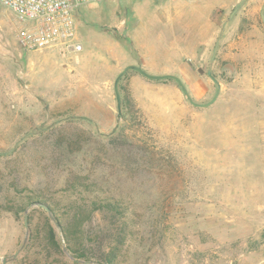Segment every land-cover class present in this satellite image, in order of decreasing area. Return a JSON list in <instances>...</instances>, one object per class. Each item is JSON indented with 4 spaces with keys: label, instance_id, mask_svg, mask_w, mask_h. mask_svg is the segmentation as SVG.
I'll return each instance as SVG.
<instances>
[{
    "label": "rangeland",
    "instance_id": "1",
    "mask_svg": "<svg viewBox=\"0 0 264 264\" xmlns=\"http://www.w3.org/2000/svg\"><path fill=\"white\" fill-rule=\"evenodd\" d=\"M75 18L77 58L29 52L0 5V264L44 224L34 202L63 242L84 222L108 251L124 221L115 264H264V0H101ZM128 66L211 105L129 71L119 118Z\"/></svg>",
    "mask_w": 264,
    "mask_h": 264
},
{
    "label": "trees",
    "instance_id": "2",
    "mask_svg": "<svg viewBox=\"0 0 264 264\" xmlns=\"http://www.w3.org/2000/svg\"><path fill=\"white\" fill-rule=\"evenodd\" d=\"M112 204H104L97 206L95 210L101 212H113L114 218L117 216ZM45 222L42 226L37 225L32 227L29 237L24 245L22 251V261L20 264H80L76 261L85 262H97L98 264H115L119 256L121 246L124 245V230L125 222L122 221L120 227V221L114 223L116 230L119 233L116 237L111 240L110 247L106 251V239L101 234L92 235L87 229L85 230V223H79V234L67 230L65 227L64 231V242L56 232L55 226L52 224V218H50L46 211ZM81 212L74 213V216ZM90 213H94V210ZM89 213V215H91ZM31 219V217H30ZM32 224V223H31ZM60 225V223H59ZM61 226V225H60ZM103 229L99 233H102ZM43 234V235H42ZM75 261H72L69 257ZM17 263V262H14Z\"/></svg>",
    "mask_w": 264,
    "mask_h": 264
},
{
    "label": "built area",
    "instance_id": "3",
    "mask_svg": "<svg viewBox=\"0 0 264 264\" xmlns=\"http://www.w3.org/2000/svg\"><path fill=\"white\" fill-rule=\"evenodd\" d=\"M101 0H0L25 26L19 41L26 51L56 48L67 57L83 51L78 40L76 12L85 4Z\"/></svg>",
    "mask_w": 264,
    "mask_h": 264
},
{
    "label": "water",
    "instance_id": "4",
    "mask_svg": "<svg viewBox=\"0 0 264 264\" xmlns=\"http://www.w3.org/2000/svg\"><path fill=\"white\" fill-rule=\"evenodd\" d=\"M129 71H135L138 72L139 74H141L142 76L150 79V80H174L178 83V85L182 88L184 94L186 95L187 99L194 105L197 107H208L209 105H211V103L209 104H205V105H199L194 103V101L191 99L188 90L186 89V87L184 86L183 82L181 81L180 78L173 76V75H164V76H154V75H150L148 74L146 71H144L142 68L137 67V66H128L124 69V71L122 73H120V75L117 77L116 81H115V93H116V97L118 99V116L119 118L122 117V97H121V93H120V82L122 81V79L125 77V75L129 72ZM209 75L211 76V72H209ZM212 79L215 81V83L217 84L218 88H220L219 83L217 82V80L212 77ZM220 93V90L217 91V95ZM33 208H42L44 210H46L47 212H50L51 209L47 204L41 203V202H34L32 203L29 207H28V211H30ZM26 225L28 227V212L26 214ZM61 231V230H60ZM62 233V231H61ZM68 257L72 260L75 261L72 256H70V254H68ZM4 262H6L4 260ZM77 263L80 264H92V262H85V261H76Z\"/></svg>",
    "mask_w": 264,
    "mask_h": 264
}]
</instances>
